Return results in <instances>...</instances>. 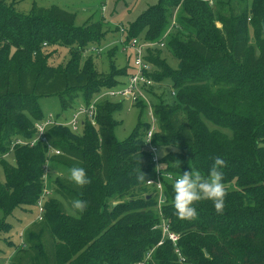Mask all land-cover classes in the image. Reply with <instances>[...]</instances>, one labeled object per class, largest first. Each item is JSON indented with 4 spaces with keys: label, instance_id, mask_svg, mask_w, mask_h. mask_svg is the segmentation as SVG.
<instances>
[{
    "label": "trees",
    "instance_id": "16d2710c",
    "mask_svg": "<svg viewBox=\"0 0 264 264\" xmlns=\"http://www.w3.org/2000/svg\"><path fill=\"white\" fill-rule=\"evenodd\" d=\"M15 4L0 0V231L11 229L6 220L17 208L38 210L49 185L52 196L42 218L27 229L23 247L14 246L21 252L10 263L264 264V0H158L126 28L124 43L154 42L176 21L165 49L147 56L154 81L169 80L173 89L171 104L152 94L153 144L165 150L160 164L173 177L162 179L161 204L158 191L147 185L157 166L145 147L151 128L141 120L145 104L134 105L138 123L122 142L114 136L122 105L102 100L96 126L85 122L81 134L68 126L50 128L47 139L59 155L41 143L13 147L16 140H31L35 123L44 119L39 98L57 96L65 111L79 98L89 104L129 74L112 63L102 79L95 61L82 64V54L107 34L102 22L76 26L77 16L57 6L35 4L24 14ZM54 46L71 48L66 65L49 63ZM162 50L179 60L178 69ZM10 153L14 165L7 162ZM216 157L224 161L222 212L200 200L194 219L178 218L174 179L190 171L189 164L206 175ZM74 165L85 169L88 184L76 186L62 176ZM56 171L62 174L54 176ZM74 198L86 202L82 213L71 209ZM162 220L178 234L176 247L168 239L159 246Z\"/></svg>",
    "mask_w": 264,
    "mask_h": 264
},
{
    "label": "rangeland",
    "instance_id": "374dc122",
    "mask_svg": "<svg viewBox=\"0 0 264 264\" xmlns=\"http://www.w3.org/2000/svg\"><path fill=\"white\" fill-rule=\"evenodd\" d=\"M8 3L15 1L16 9L24 14H29L36 4L39 7L46 8L51 6H57L60 9H64L67 12L75 14L77 16L75 25H82L87 21H100L104 24V31L107 34L98 45H91L81 57L82 64L88 59L95 61L99 73L103 77H109V72L113 71L112 63L119 69L127 68L128 73L131 72L134 64V52L132 49L125 48L123 40L126 36H121L120 29L127 30L128 25L133 22L138 16L158 2V0H6ZM170 33V32H169ZM140 40V38H138ZM99 49L98 53L95 49ZM49 52H53L52 58L49 63L53 66L66 65L71 57V48L54 46L49 47ZM159 52L154 51L153 56H157ZM162 58L167 60L169 66L173 69L179 68V60L175 58L167 50H162ZM127 76L119 77L121 83H125ZM169 80L162 82L161 84L155 83V86L150 92V105H154L156 102L153 97L155 95L161 96L163 100L168 103L173 101V89ZM109 88H104L101 93L107 92ZM97 95H95L96 97ZM94 97V98H95ZM93 99L92 101H94ZM112 100V99H110ZM114 101V100H113ZM120 102L122 108L115 114V118L118 124L114 129V136L118 141L127 140L133 129L138 123L140 116V110L136 106H132L127 101L115 100ZM38 104L43 110L44 119L41 121H47L52 119L56 122L70 121L76 114L80 112L81 108H85L89 104H85L82 98H79L71 109L63 110L61 107L60 98L57 96H51L49 98H39ZM141 120L149 121V110L145 109ZM40 121V122H41ZM86 117L84 114H80L77 119L78 128L77 133L81 134L84 129ZM150 122V121H149ZM159 156L165 152L164 149L160 150ZM7 162L9 164H15V156L10 153L7 155ZM62 174L56 171L54 176ZM63 177H68V172L62 174ZM55 178V177H54ZM5 173L3 166L0 165V181L4 182ZM52 187V186H51ZM48 191L51 190L50 185ZM134 195L140 196V192L134 191ZM50 196L52 194L50 193ZM38 210L36 207L32 208H17L12 215L7 217L6 223L11 224V229L6 233L0 231V264H11V258L19 254L21 251L14 250L15 245L23 247V242L26 237V231L33 222L37 221ZM0 219L2 214L0 213ZM22 250V249H21Z\"/></svg>",
    "mask_w": 264,
    "mask_h": 264
},
{
    "label": "built area",
    "instance_id": "2783aa9c",
    "mask_svg": "<svg viewBox=\"0 0 264 264\" xmlns=\"http://www.w3.org/2000/svg\"><path fill=\"white\" fill-rule=\"evenodd\" d=\"M210 5H213L214 0H202ZM176 26V21L173 19L172 24L170 25L169 31L165 33V35L162 37L159 41H143L138 40L136 38L131 39L127 43H124L125 48H130L134 52V64L131 72L128 74L127 80L125 83H121L120 85L116 87H112L108 89L107 92L104 93H98L97 96L94 98V101H91L88 106L85 108H81L80 112L76 114L70 121L65 122H56L52 119L47 121H38L35 123V135L31 140H16L13 143L14 146H20V145H29L31 147H34L35 144L41 143L45 146H47L49 154H58L59 152L54 150L53 146L49 142V139H47V132L50 130V128L54 126H68L71 128V130L74 133H77L78 123L77 119L80 116V114H84L86 117V122H90L93 126H96L95 117L97 115V104L102 100H110V99H117L121 101H127L131 105H137V104H145L149 107V121L151 122V128L147 132L146 137V143L145 147L147 151L150 152L152 155V162L157 166L156 168V178L150 179L147 181V185L155 188L158 191V194H160V204L164 202L163 198L161 197V194H163V181L162 179L165 177L168 180H173V177L170 174L164 173V166L160 164V156H159V147L155 146L153 144L154 139V133L157 129V120H155L154 111L152 105H150V92L151 89L155 86L156 81L153 79V75L155 73V67L154 65L147 59V56L149 55V52H152L156 49H165L166 44L165 40L169 34V32L172 30V27ZM120 30L121 36H125L126 30ZM43 47H47L46 44H43ZM100 50L95 49V52L98 53ZM158 182V183H157ZM50 195V192L45 189L43 195L38 200V217L39 219L42 218V212H43V205L46 201L45 199L48 198ZM162 229L163 232V238L159 244L161 246L163 244V241L165 239H168L170 242L174 244L176 247L177 240L179 239L178 234H175L171 231V228L168 225V222L166 220H162V223H160L159 226ZM176 252L179 254L178 248L176 249ZM152 253V252H151ZM150 254H148V258L150 257ZM180 255V254H179ZM181 260L184 261L183 258ZM138 264H145V263H138Z\"/></svg>",
    "mask_w": 264,
    "mask_h": 264
},
{
    "label": "clouds",
    "instance_id": "9594fccd",
    "mask_svg": "<svg viewBox=\"0 0 264 264\" xmlns=\"http://www.w3.org/2000/svg\"><path fill=\"white\" fill-rule=\"evenodd\" d=\"M223 166L224 161L216 157L208 168L207 174L202 176L194 165L189 164L190 171L186 170L174 179L171 186L172 203L178 218L182 220L194 219L197 215L194 205L200 200L210 201L217 213L222 212L226 194L222 182L223 172L221 169ZM68 179L76 186H84L89 183L85 169L76 165L69 168ZM86 206V202L82 199L74 198L70 201L71 209L77 213H82Z\"/></svg>",
    "mask_w": 264,
    "mask_h": 264
},
{
    "label": "bare ground",
    "instance_id": "6f19581e",
    "mask_svg": "<svg viewBox=\"0 0 264 264\" xmlns=\"http://www.w3.org/2000/svg\"><path fill=\"white\" fill-rule=\"evenodd\" d=\"M120 29V28H119ZM112 100H117V99H112ZM134 106V105H133ZM148 107V106H147ZM148 109H149V107H148Z\"/></svg>",
    "mask_w": 264,
    "mask_h": 264
},
{
    "label": "crops",
    "instance_id": "0c3cea01",
    "mask_svg": "<svg viewBox=\"0 0 264 264\" xmlns=\"http://www.w3.org/2000/svg\"><path fill=\"white\" fill-rule=\"evenodd\" d=\"M115 101V100H114Z\"/></svg>",
    "mask_w": 264,
    "mask_h": 264
},
{
    "label": "water",
    "instance_id": "95a60500",
    "mask_svg": "<svg viewBox=\"0 0 264 264\" xmlns=\"http://www.w3.org/2000/svg\"><path fill=\"white\" fill-rule=\"evenodd\" d=\"M264 25V24H263Z\"/></svg>",
    "mask_w": 264,
    "mask_h": 264
}]
</instances>
